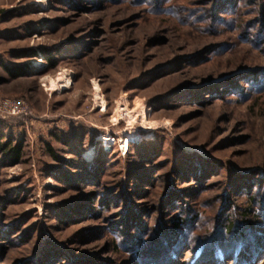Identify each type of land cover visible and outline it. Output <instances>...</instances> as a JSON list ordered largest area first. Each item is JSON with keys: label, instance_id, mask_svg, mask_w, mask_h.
Segmentation results:
<instances>
[{"label": "rangeland", "instance_id": "obj_1", "mask_svg": "<svg viewBox=\"0 0 264 264\" xmlns=\"http://www.w3.org/2000/svg\"><path fill=\"white\" fill-rule=\"evenodd\" d=\"M212 4L0 0V105L24 103L0 111L2 143L21 147L0 155V264H207L229 221L264 226V82H244L264 74V0L225 23ZM177 221L186 243L160 257ZM240 248L211 256L237 264Z\"/></svg>", "mask_w": 264, "mask_h": 264}, {"label": "trees", "instance_id": "obj_2", "mask_svg": "<svg viewBox=\"0 0 264 264\" xmlns=\"http://www.w3.org/2000/svg\"><path fill=\"white\" fill-rule=\"evenodd\" d=\"M212 1L213 4L211 5L210 10L207 11L211 14L212 21L216 20L218 22L220 21L222 23H225L228 21L227 19L229 15H234L238 11L237 9L239 7L240 0H212ZM258 39L261 40L262 37H259ZM4 70L6 71L7 75L12 79H16L22 76V71L18 70L17 68L4 67ZM260 77H264V74H262V72L257 74L256 72L253 74L248 73V75L245 76L244 78L245 79L244 82H247L249 85L254 84L256 85V88H260L264 82V79L261 80ZM221 82H223V80ZM1 140L2 137L0 136V155L8 159H11L13 161H18L21 155V147L20 146L12 147L9 141L2 143ZM201 171L202 173H200L201 174L200 176H202V174L205 172L202 168ZM262 217L264 218V212H262ZM182 224L183 223L178 221L174 224L173 239L168 240L167 243L162 244L161 246L162 252L161 251L158 252V254L161 253L159 255L160 257L162 255H164V257L166 256L165 251L169 252V250L167 249L174 248L177 250L180 245L182 246L183 244L186 243V241L181 240L183 238L179 227H181ZM259 226L260 227L257 229L254 225L251 224L248 227V230L242 233V232H236L234 223L229 221L228 226L224 227L223 235L219 234V236H217L216 239H212V241L206 243L203 246L201 256L197 260H200V263L207 262V264H215L216 258L215 256L212 258L211 255H215L214 249L217 247L219 250H221L223 254V258L227 260V262H231L234 258L235 248L239 243L241 245V248H240L237 264H243V262H247L248 264L253 263L255 259L253 260L252 257L259 251V249L261 250L264 248V226L262 223ZM140 232H143V230H141ZM224 232H229V236H231L229 240L225 239V236L227 235L224 234ZM261 232L262 234H260ZM178 241L180 243H178ZM136 253L139 254L140 250H138ZM140 258H142L140 264H147L146 261H149L153 264H178L177 262L175 263V261L172 259L169 258L165 259L166 257L164 258V260L155 259L151 257L152 259H146V261L143 257ZM40 262H42L43 264H51L50 263L51 261L47 259L41 260ZM82 264H86V262Z\"/></svg>", "mask_w": 264, "mask_h": 264}, {"label": "bare ground", "instance_id": "obj_3", "mask_svg": "<svg viewBox=\"0 0 264 264\" xmlns=\"http://www.w3.org/2000/svg\"><path fill=\"white\" fill-rule=\"evenodd\" d=\"M62 83H63V84H62ZM60 84H62V85H60ZM70 85H71V82L69 81V79H66V78H63V79L60 78V80H59L58 83H56V82H52V86H53V87H60L61 89H66V88H68ZM103 106H104V105H103ZM121 114H122V115H126V116H128V117L130 118V120H132V119L135 117V115H136V113H134V111H130L129 109H128V110H125V111H123V112H121ZM144 114H145V112H144ZM141 121L144 122V124H145L146 126H148V121H147V118H146L145 115H142ZM150 127H152V126H150ZM127 138H128V140L125 141L126 144H125V146H124L125 149L129 147V143H131V142H133V141H136V139H137L138 137H137V134H136V135H131V136L129 135Z\"/></svg>", "mask_w": 264, "mask_h": 264}, {"label": "built area", "instance_id": "obj_4", "mask_svg": "<svg viewBox=\"0 0 264 264\" xmlns=\"http://www.w3.org/2000/svg\"><path fill=\"white\" fill-rule=\"evenodd\" d=\"M24 103L21 101H4L0 105V111H5L8 115L17 116L23 111Z\"/></svg>", "mask_w": 264, "mask_h": 264}]
</instances>
